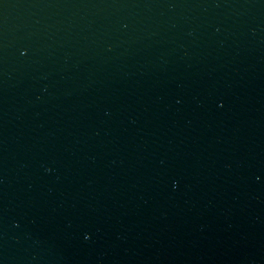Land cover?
Listing matches in <instances>:
<instances>
[{"label":"water","instance_id":"obj_1","mask_svg":"<svg viewBox=\"0 0 264 264\" xmlns=\"http://www.w3.org/2000/svg\"><path fill=\"white\" fill-rule=\"evenodd\" d=\"M0 264H264V0H0Z\"/></svg>","mask_w":264,"mask_h":264}]
</instances>
